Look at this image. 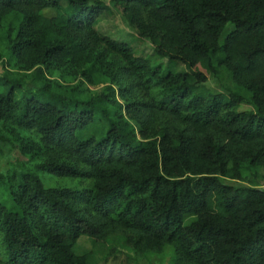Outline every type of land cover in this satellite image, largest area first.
Wrapping results in <instances>:
<instances>
[{
	"label": "trees",
	"instance_id": "trees-1",
	"mask_svg": "<svg viewBox=\"0 0 264 264\" xmlns=\"http://www.w3.org/2000/svg\"><path fill=\"white\" fill-rule=\"evenodd\" d=\"M110 4L152 54L99 30L104 0H0V62L32 81L0 76V264H99L116 245L264 264V0ZM218 67L228 95L204 87ZM81 237L97 251L75 254Z\"/></svg>",
	"mask_w": 264,
	"mask_h": 264
},
{
	"label": "rangeland",
	"instance_id": "rangeland-1",
	"mask_svg": "<svg viewBox=\"0 0 264 264\" xmlns=\"http://www.w3.org/2000/svg\"><path fill=\"white\" fill-rule=\"evenodd\" d=\"M104 2L109 7V12L102 18V20L99 23V30L114 40L121 41L126 43L130 48L133 50L135 55L138 56H147L152 54L153 47L152 45L146 41V40H140V38L136 37V32L129 26L128 20L124 16L122 12V6L121 5H113L110 4V0H104ZM231 27H228L224 34L231 31ZM147 55H146V54ZM151 64L153 66L160 65L162 70H165L166 68V60L164 59H158V58H151ZM185 71L184 66H177L175 69V72H182ZM9 73L15 78L22 79L23 86L28 87L32 85V81L30 79V74H24L21 72H18L14 68L7 67L4 63L0 62V76ZM57 77V76H55ZM204 87L206 90H208L212 94H224L228 95L230 91L233 89V84L230 79V76L228 72L222 67L217 68V75H209L207 76V81L204 84ZM91 91L97 90V88L89 87ZM252 110V107L248 104H241L238 107V111H249ZM11 155L13 158H18L20 161H25V159L20 156L15 150L11 151ZM9 165L7 164V160H4L0 164V171L6 172ZM249 174L244 173V181L242 183L239 182H233V181H224L225 184L228 185H243L248 186V182L246 181V178H248ZM264 177V171H261L258 173V175L255 177L257 181L260 183H264L263 178ZM44 183L46 186H65V187H72V188H82L83 186L80 185L76 181L66 180V179H50L47 178L44 180ZM264 188V186H262ZM0 199H6L5 196H0ZM74 253L77 255L86 254L88 252L94 253L97 251L95 248L93 250V244L91 239L87 237H81L77 243L74 246ZM116 257H109L108 261L105 262L104 256L101 253H97V259L99 261V264H169V258L166 257L164 259H160V257H148L146 259H135L133 254L130 252H127L124 249H121L120 246L117 247L116 245ZM129 257V258H128Z\"/></svg>",
	"mask_w": 264,
	"mask_h": 264
}]
</instances>
